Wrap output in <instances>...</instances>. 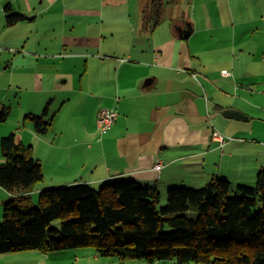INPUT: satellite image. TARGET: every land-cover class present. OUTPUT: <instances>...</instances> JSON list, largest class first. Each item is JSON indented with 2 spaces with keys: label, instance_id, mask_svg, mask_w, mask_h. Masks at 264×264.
<instances>
[{
  "label": "crops",
  "instance_id": "1",
  "mask_svg": "<svg viewBox=\"0 0 264 264\" xmlns=\"http://www.w3.org/2000/svg\"><path fill=\"white\" fill-rule=\"evenodd\" d=\"M76 1L24 0L16 11L33 20L12 27L0 2V108L19 109L15 125L10 116L0 123V141L16 133L41 163L31 200L49 188L126 179L162 196L215 178L253 186L264 168V0H255L256 19L246 4L242 22L230 0L229 21L217 0H194L191 11V0H177L151 35L141 32V0ZM93 101L79 128L78 115L89 117L83 103ZM48 104L52 125L40 136L25 117ZM102 109L118 114L105 134ZM229 109L235 114L224 115ZM214 132L232 141L222 146ZM9 197L0 187V220ZM99 258L92 248L34 250L0 255V264H104Z\"/></svg>",
  "mask_w": 264,
  "mask_h": 264
},
{
  "label": "trees",
  "instance_id": "2",
  "mask_svg": "<svg viewBox=\"0 0 264 264\" xmlns=\"http://www.w3.org/2000/svg\"><path fill=\"white\" fill-rule=\"evenodd\" d=\"M141 1V32L151 35L165 7L177 0ZM4 13L8 27L33 20L10 4ZM9 116L10 109L1 107L0 123ZM25 120L46 135L49 104L41 116ZM0 147V187L10 194L0 223V255L92 248L99 257L150 264H264V168L253 186L215 178L201 189L170 188L165 205L156 185L126 179L45 189L33 207L30 193L44 178L41 163L16 133L3 137ZM57 220L59 228L52 227Z\"/></svg>",
  "mask_w": 264,
  "mask_h": 264
},
{
  "label": "rangeland",
  "instance_id": "3",
  "mask_svg": "<svg viewBox=\"0 0 264 264\" xmlns=\"http://www.w3.org/2000/svg\"><path fill=\"white\" fill-rule=\"evenodd\" d=\"M12 1L13 2V6H12ZM92 1V0H91ZM167 1V0H165ZM232 2V5H233V9H234V14H236V18H235V21L236 22H242V21H246V20H249L250 19V14H248L245 9H246V4H252V6H250V8H252V13L251 15L254 17V19L258 18V14L256 15V12H257V8H256V1L255 0H230ZM0 2H4V5L3 7H5L6 5H9L11 4V6L13 7V10L15 12L16 9H21L24 7V0H0ZM86 0H77L76 1V5L78 7H81L85 4ZM194 0H191L190 1V5L188 6L190 11L192 10V4H193ZM31 3H33L36 7H39V3H40V0H31ZM214 4H217L219 6V11L221 13V18L223 20H230L231 16H230V13H229V7L227 6V1L226 0H217L216 2H214ZM167 7V6H166ZM186 10V9H184ZM168 9L165 8V15L168 14ZM20 13V12H18ZM23 13V12H21ZM257 27H260L261 23L258 22L257 24ZM240 30V28H238V31ZM95 104H96V101H93L91 102L90 104H85L83 103V105L85 106V108L87 109V112L89 114V117L85 116V115H78L77 117V124H78V127L80 128L83 124H85L87 121H88V118L91 119V116H92V112H93V109L95 107ZM19 112V109L17 108V106H14L13 110H12V113H11V116H10V124H13L15 125L14 123H16V120H17V114ZM77 113L80 114V110L78 109L77 110ZM38 115H41L38 114ZM24 118V117H23ZM22 118V120H23ZM27 124H31L30 122H27ZM20 131L23 130V123L21 122L20 126ZM17 129V127L15 128ZM11 133V132H10ZM25 135V138H27L26 141H29L28 138L30 137L29 135L27 134H24ZM29 143V142H28ZM26 144V148H28L30 145L29 144ZM51 189V188H49ZM193 189V188H191ZM198 189H201V188H198ZM32 206L33 207H37L38 206V199L35 200V198H32ZM162 203L163 205H165L166 203V195H163L162 196ZM2 210H4V205H2L1 207ZM3 220H0V223H2ZM60 221L57 220V221H54L52 223V227L54 228H59L60 226ZM98 260H101V262H104V264H150L148 263L146 260H140V259H129V260H126V261H121L119 260L118 258L116 257H100ZM154 264H174L173 261H160V262H156ZM190 264H196V263H190Z\"/></svg>",
  "mask_w": 264,
  "mask_h": 264
},
{
  "label": "built area",
  "instance_id": "4",
  "mask_svg": "<svg viewBox=\"0 0 264 264\" xmlns=\"http://www.w3.org/2000/svg\"><path fill=\"white\" fill-rule=\"evenodd\" d=\"M116 119H117V114L115 111L109 110V109L101 110L99 117H98V121H97L98 131L101 134L106 133L107 131H109L113 127V125L116 122ZM213 139L216 141H219L222 146H223V144L226 143L227 140L232 141L231 138L226 139L221 134H219L218 132L213 133ZM160 167H161L160 164H158V165H156L155 169L159 170Z\"/></svg>",
  "mask_w": 264,
  "mask_h": 264
},
{
  "label": "water",
  "instance_id": "5",
  "mask_svg": "<svg viewBox=\"0 0 264 264\" xmlns=\"http://www.w3.org/2000/svg\"><path fill=\"white\" fill-rule=\"evenodd\" d=\"M184 37H185V38H188V37H189V32L186 33V35H184ZM234 114H235V113H234V110H231V109H229V110H225V111H224V115H226V116H232V115H234ZM150 185H153V184L151 183Z\"/></svg>",
  "mask_w": 264,
  "mask_h": 264
},
{
  "label": "bare ground",
  "instance_id": "6",
  "mask_svg": "<svg viewBox=\"0 0 264 264\" xmlns=\"http://www.w3.org/2000/svg\"><path fill=\"white\" fill-rule=\"evenodd\" d=\"M103 110V109H102ZM109 110H112V109H109ZM113 111H115V110H113ZM100 112H101V110H100ZM100 112H99V114H100ZM116 112V111H115ZM99 114H98V117H99ZM116 114H117V112H116ZM117 119H118V114H117ZM117 119H116V121H117ZM97 121H98V118H97ZM115 124H116V122H115ZM114 126V125H113ZM98 128V127H97ZM108 132V131H107ZM106 132V133H107ZM101 134V133H100ZM105 134V133H104Z\"/></svg>",
  "mask_w": 264,
  "mask_h": 264
}]
</instances>
